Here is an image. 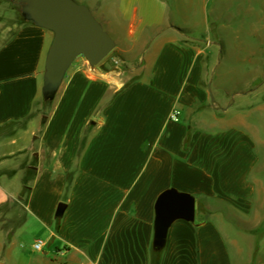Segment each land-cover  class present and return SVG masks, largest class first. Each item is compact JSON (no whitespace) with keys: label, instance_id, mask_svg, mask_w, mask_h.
I'll return each instance as SVG.
<instances>
[{"label":"crops","instance_id":"crops-1","mask_svg":"<svg viewBox=\"0 0 264 264\" xmlns=\"http://www.w3.org/2000/svg\"><path fill=\"white\" fill-rule=\"evenodd\" d=\"M139 10L130 26L152 32L126 37L115 26L127 13L96 12L122 53L139 57L135 79L78 61L46 102L54 33L0 0V250L30 215L49 234L38 264H264L254 103L227 99L222 48ZM170 189L195 197L196 217L174 222L159 253L156 204Z\"/></svg>","mask_w":264,"mask_h":264},{"label":"rangeland","instance_id":"rangeland-1","mask_svg":"<svg viewBox=\"0 0 264 264\" xmlns=\"http://www.w3.org/2000/svg\"><path fill=\"white\" fill-rule=\"evenodd\" d=\"M76 1L90 8L113 39L109 26L98 18V10H102L109 21H117L119 14L127 13L129 18L124 20L123 25L115 26L118 33L126 37L131 29H135L136 34L152 32L151 27L139 22L135 23V27L130 26L135 8L142 11L143 7H150L154 16H160L159 20H175L187 35L203 39L204 42L213 41L220 50L222 48L218 71L224 73L225 81L229 85V89L225 90L227 99L233 104L234 100L238 103V100H244L247 96L254 103L249 120L259 131L260 165L264 170V0ZM188 18L192 19L193 24L188 22ZM204 19L207 21L205 24ZM78 61L89 64L84 56L78 57L74 63ZM139 62V57H126L116 43L115 49L94 68H102L111 77H118L128 83L135 79L134 71L140 67ZM15 228L11 242L7 243V249L0 250V261L5 264H38L37 259L45 256L44 252H49V246L42 252H37L33 249V244L38 239L49 242L47 230L30 215L23 225ZM50 256L49 254L46 257Z\"/></svg>","mask_w":264,"mask_h":264},{"label":"water","instance_id":"water-1","mask_svg":"<svg viewBox=\"0 0 264 264\" xmlns=\"http://www.w3.org/2000/svg\"><path fill=\"white\" fill-rule=\"evenodd\" d=\"M24 20L54 33L44 74L43 98L53 101L65 77L75 62L84 56L94 68L116 47L94 14L76 0H20ZM66 205L61 203L57 215L62 216ZM196 199L176 189L165 191L156 204L155 245L164 247L170 227L177 220L195 221Z\"/></svg>","mask_w":264,"mask_h":264},{"label":"built area","instance_id":"built-area-1","mask_svg":"<svg viewBox=\"0 0 264 264\" xmlns=\"http://www.w3.org/2000/svg\"><path fill=\"white\" fill-rule=\"evenodd\" d=\"M179 115L180 113L178 111H175L173 114H172V119L174 120H179ZM44 246H45V242L43 240H37L34 244V249L38 252H42L43 249H44Z\"/></svg>","mask_w":264,"mask_h":264},{"label":"trees","instance_id":"trees-1","mask_svg":"<svg viewBox=\"0 0 264 264\" xmlns=\"http://www.w3.org/2000/svg\"><path fill=\"white\" fill-rule=\"evenodd\" d=\"M14 2H16V4L20 7V5H19L20 0H14ZM161 250H162V248H156V251H158L159 253L161 252Z\"/></svg>","mask_w":264,"mask_h":264}]
</instances>
